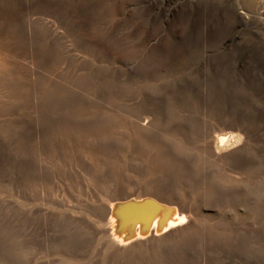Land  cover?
I'll use <instances>...</instances> for the list:
<instances>
[{"label":"rangeland","instance_id":"obj_1","mask_svg":"<svg viewBox=\"0 0 264 264\" xmlns=\"http://www.w3.org/2000/svg\"><path fill=\"white\" fill-rule=\"evenodd\" d=\"M0 264H264V0H0Z\"/></svg>","mask_w":264,"mask_h":264},{"label":"bare ground","instance_id":"obj_2","mask_svg":"<svg viewBox=\"0 0 264 264\" xmlns=\"http://www.w3.org/2000/svg\"><path fill=\"white\" fill-rule=\"evenodd\" d=\"M224 141L225 138H220L221 143ZM174 218V212L171 213L169 209L160 208L154 201L145 199L142 202L131 201L114 207L110 220L118 226L114 231L115 237L125 240L137 233L165 230L173 224Z\"/></svg>","mask_w":264,"mask_h":264}]
</instances>
